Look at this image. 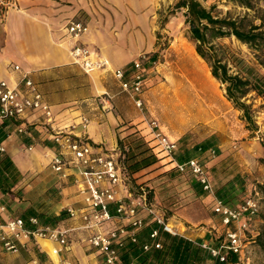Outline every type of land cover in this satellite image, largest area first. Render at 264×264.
<instances>
[{
	"label": "rangeland",
	"instance_id": "rangeland-1",
	"mask_svg": "<svg viewBox=\"0 0 264 264\" xmlns=\"http://www.w3.org/2000/svg\"><path fill=\"white\" fill-rule=\"evenodd\" d=\"M173 1L77 0L79 6H71L72 14L64 18L63 27L69 19L79 20L86 25V32L91 30L97 34L102 46H111L115 42L131 52V59L140 57L146 69L141 93L143 105L141 108L134 106L142 118L126 138L129 139L130 150L138 142L148 147L140 133L146 130V121L151 119L155 121L156 129L176 139L178 149L183 144L191 145L210 131L216 133V141H219L218 137L227 139L213 153L206 150L195 154L208 172L213 191L226 179V183L232 184L234 195L230 206H235L247 196L255 201L254 213L239 219H244L245 225L239 231L241 247L237 252L238 261L234 264H264V97L253 90L246 93L243 100L252 109L253 122L245 121L241 111L225 98L223 83L213 79L207 63L196 54L187 24L183 21L182 8L168 14ZM199 1L207 8L212 6L211 11L217 15L240 16L247 12L244 7L226 0ZM60 3L65 4V11L70 9L66 1L60 0ZM257 5L264 6L261 2ZM247 13L250 18L252 12ZM164 17H167L165 21ZM253 21L257 22V19ZM80 35L77 36L78 41ZM212 43L221 61L226 60V56L219 45L225 43L264 72V48L248 47L233 36L214 38ZM89 49L101 55L96 49ZM227 65L229 70L234 69L229 62ZM148 151L151 152L150 148ZM154 157L151 164L129 173L127 184L133 190L138 185L142 186L149 201L163 217L175 219L171 220L172 229L183 232L184 228L179 226L178 229L175 224L184 216L185 210L178 214L176 211L193 200L187 183L193 177L167 166L166 172L173 171L162 182V191L158 190L161 198H155L152 181L163 179L160 175L165 172L163 167L166 163L165 158ZM213 196L214 192L206 200L194 204L202 205L211 216L210 222L197 223L194 231L207 233V237H202L208 241L222 243L226 241L225 231L236 229L239 221L223 223L220 215L212 210Z\"/></svg>",
	"mask_w": 264,
	"mask_h": 264
},
{
	"label": "crops",
	"instance_id": "crops-1",
	"mask_svg": "<svg viewBox=\"0 0 264 264\" xmlns=\"http://www.w3.org/2000/svg\"><path fill=\"white\" fill-rule=\"evenodd\" d=\"M62 1L68 3V11H65V4H61L60 0H14L13 5L4 8L0 15V79L22 87L21 72L26 71L42 98L49 103L58 125L77 122L84 115L88 119L87 124L83 130L77 127L75 134L85 136L98 149L113 150L117 147V138L121 136L126 139L142 118L132 99L120 89L111 73L113 67H129L131 52L120 48L115 42L104 47L94 31L83 32L79 41L96 49L107 61L102 69L84 72L69 56L68 49L73 39L64 36L63 27L64 18L72 14L71 6L79 5L77 0ZM13 64H17L18 69H14ZM23 122L26 133H18L12 126L0 138L3 147L0 152L9 156L20 174L8 189H0V205L4 207L0 211V222L9 216L24 218L34 214L38 215V224L41 225L47 223L45 216L56 215V223L78 225L79 219H68L64 212L66 205H81L80 194L72 182L73 175L62 178L48 165L50 155L56 149L54 141L47 136L50 131L48 124L44 123V117L36 111H27ZM210 134L215 136L216 147L220 148L227 142L225 137H218L219 141H216L217 135L213 131L204 137ZM171 165V162L166 163L163 171ZM172 171H165L160 175L163 179L152 181L155 198H161L158 190L162 189V182ZM226 182L223 181L220 186H227ZM187 183L193 193V200L176 211L178 214L180 210H185L184 216L175 225L177 228H187L183 232L178 228V234L191 241H199L205 239L207 233L194 231V226L201 221L210 222L211 216L202 205L194 204L206 200L209 194L202 188L201 194H197L190 180ZM197 184L200 185L198 181ZM59 213L62 214L58 216ZM171 220L175 219L170 216L166 219L169 224H172ZM25 225L31 226L26 220ZM154 225L150 222L140 231L139 237L148 240L147 231ZM209 225L214 227L213 224ZM85 234L84 230L73 229L68 248L61 254L73 264H102L100 255L85 245ZM51 244L43 239L30 238L19 243L14 252L0 249V264H46L48 258L45 250ZM51 258L55 262L56 257Z\"/></svg>",
	"mask_w": 264,
	"mask_h": 264
},
{
	"label": "built area",
	"instance_id": "built-area-1",
	"mask_svg": "<svg viewBox=\"0 0 264 264\" xmlns=\"http://www.w3.org/2000/svg\"><path fill=\"white\" fill-rule=\"evenodd\" d=\"M11 4H13L12 0H0V15L4 8ZM64 28L65 33L73 39L68 49L69 56L84 72L102 69L107 65L106 59L77 40V36L86 30L85 24L79 20L69 19L64 24ZM12 67L18 69L17 64H13ZM145 70L140 57L133 58L127 68H111L112 76L117 80L120 89L138 108L143 105L141 93L145 83ZM20 78L22 87L17 84L10 85L0 79V118L19 119L13 128L18 133H26L23 118L27 111L39 112L44 117V123H47L50 128L47 136L56 145L48 165L62 178L72 174V182L81 197L79 207L72 205L64 207L65 217L79 219L80 223L78 225L60 223L41 225L38 224L35 215H29L26 221L31 226H26L21 216H9L0 222V249L14 252L18 244L25 240L43 239L52 243L45 250L48 258L46 264H73L61 253L68 248L71 231L81 229L86 232L83 238L85 245L100 255L102 264H122L121 252L127 242L138 243L140 249L145 251L150 247H160L161 243L157 239L159 230L178 234L149 201L142 186L138 185V188L134 190L128 186L126 178L129 173L123 162V154L128 148L126 143L121 148L117 146L113 150H103L98 149L97 145L88 141L85 136L75 134L74 130L77 127L83 130L87 124L88 119L84 115L80 116L77 122L58 125L49 103L42 98L27 72L22 71ZM155 126L157 125L153 119L146 121V130L140 133L151 153L156 158H165L164 163L171 162V166L177 171L189 173L206 193L213 195L208 172L198 158L190 156L181 161L176 160L173 157L176 139L156 129ZM27 148L29 149L30 146L28 145ZM2 150L3 147L0 144V151ZM208 151L213 153L214 148L210 147ZM3 208V205H0V211ZM212 210L218 213L221 221L226 224L230 221H239L244 215L254 213L256 203L247 196L235 206H230L213 196ZM146 216L148 218L145 220ZM150 222L155 225L147 231L148 240L140 239V230ZM244 225L243 219L239 221L236 229L226 230V241L220 242L217 246L209 245L206 239L192 242L206 249L210 255L223 260L226 250L240 251L239 231ZM221 249L224 251L222 252ZM51 256L56 257L55 262Z\"/></svg>",
	"mask_w": 264,
	"mask_h": 264
},
{
	"label": "trees",
	"instance_id": "trees-1",
	"mask_svg": "<svg viewBox=\"0 0 264 264\" xmlns=\"http://www.w3.org/2000/svg\"><path fill=\"white\" fill-rule=\"evenodd\" d=\"M226 1L244 7L247 12L251 11V17L248 18L247 12L240 16L217 15L211 11L212 6L207 8L199 0H175L168 14H173L175 9L182 8L183 21L187 24L196 54L207 63L211 76L223 83L225 98L241 111V117L245 121L252 123V109H250L249 104L244 102L243 98L249 90H253L255 94L264 97V72L255 68L252 63L225 43L219 45L226 56V60L221 61L220 57L216 55V48L212 40L218 37L233 36L248 47L263 49L264 6L261 7L257 3L261 2L264 5V0ZM166 19L167 17L163 18L164 21ZM254 19H257V22H254ZM227 61L234 67L233 70H229L230 66L227 65ZM262 62L259 61V63ZM18 121L19 119L12 117L0 118V138L4 136L6 130ZM128 140L121 136L117 138L118 147L121 148L125 143L128 145L123 154V162L128 173H133L155 161L154 155L148 151L149 147L144 146L143 142L132 145L130 150ZM215 144L214 134H210L197 142L195 141L191 145L183 144L181 149H178L176 141L173 157L181 161L195 154L196 151L200 154L210 147L215 150ZM19 175L9 156L0 152V189H8L16 182ZM190 182L196 188L197 194H201L202 189L197 181L190 179ZM226 184L227 186L218 185L213 192L218 199L229 205L234 193L232 184ZM61 214L59 213L58 216ZM27 217L23 219L26 220ZM56 217L45 216L46 224L54 225ZM146 226H148L147 223L144 228ZM157 239L161 243L160 247H150L145 251L140 249L138 243L127 242L121 252L122 264H233L238 261L237 252L226 250L224 259L219 260L216 256L210 255L206 249L199 247L198 244L180 234H170L159 230ZM218 244V241L209 242L211 246H217ZM221 251L223 252L224 249H221Z\"/></svg>",
	"mask_w": 264,
	"mask_h": 264
},
{
	"label": "bare ground",
	"instance_id": "bare-ground-1",
	"mask_svg": "<svg viewBox=\"0 0 264 264\" xmlns=\"http://www.w3.org/2000/svg\"><path fill=\"white\" fill-rule=\"evenodd\" d=\"M86 31H84V33H85Z\"/></svg>",
	"mask_w": 264,
	"mask_h": 264
}]
</instances>
